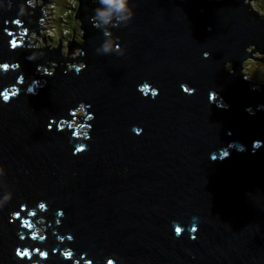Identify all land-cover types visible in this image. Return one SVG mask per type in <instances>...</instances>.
I'll list each match as a JSON object with an SVG mask.
<instances>
[{
    "label": "water",
    "instance_id": "95a60500",
    "mask_svg": "<svg viewBox=\"0 0 264 264\" xmlns=\"http://www.w3.org/2000/svg\"><path fill=\"white\" fill-rule=\"evenodd\" d=\"M247 1L131 0L110 35L79 0L78 71L14 42L17 21L43 27L29 0H0V264H264V87L241 72L264 16ZM82 103L86 137L61 127Z\"/></svg>",
    "mask_w": 264,
    "mask_h": 264
},
{
    "label": "rangeland",
    "instance_id": "374dc122",
    "mask_svg": "<svg viewBox=\"0 0 264 264\" xmlns=\"http://www.w3.org/2000/svg\"><path fill=\"white\" fill-rule=\"evenodd\" d=\"M96 1H101V0H96ZM56 2L58 4H56ZM64 2H65V0H29V5L30 4L33 6L39 5L38 11L30 10L29 14L34 16L36 19H38L39 23H41V25L43 27L39 31L32 32L29 35V38L32 40V44L34 45L33 47L38 48L41 46H46V47H49V49H54V48L60 49L61 48V52L63 53L65 59L68 57H72L73 59H77V57L82 54V49L77 47L72 52L73 47H75V43L78 41L75 40V36H73V38L69 37V33L67 31V29H69V28L66 26L67 25L66 16L68 13H70V11L74 8V6H73V3L70 4L68 2L70 5V10H68V12H63L64 11V7H63ZM258 2H259V0L249 1L251 6L254 7L253 9L255 11L257 10L259 13H263L262 9L257 5ZM263 3H264V0H263ZM74 5H75V3H74ZM78 10H79V8H77V11ZM62 12H63V14H62ZM75 13L77 14V12H75ZM259 15H261V14H259ZM96 17L94 18L95 20H97ZM98 21H100V20H98ZM75 22L76 23L80 22V19L76 18ZM23 30H24L23 28H20V33H23ZM81 41H83V39ZM61 42L63 44H61ZM71 46H72V48H71ZM254 48H256V47L251 46L247 49V51H252ZM252 54H253L252 56H249L243 62V70H244V74H245V80L247 79V81L250 84V89L257 90V89H261L262 87H264V53L257 51V52H253ZM51 64H52L51 67H42V68H40L39 71L40 72H47V71L52 72L53 71V63H51ZM74 64H75V62L73 60L67 62V66L70 67L71 69H81L85 65L84 63H81V65H80V63H78L77 65H80V66L78 68H75L76 65H74ZM230 69L232 70V68H230ZM43 78H44V76H43ZM43 80L44 79L41 78V80H40L41 82L38 81V83L40 82L38 85H42ZM148 86H150V85H148ZM11 92H13V89H11ZM212 100L215 101L216 103L220 104V105L226 106V104L224 103V101L222 100L220 95L213 96ZM259 107H262V104H259ZM250 110H251V112H253V109H250ZM255 111H257V110L255 109ZM79 115L82 116L83 118H85L87 116L85 108L83 106V103L81 104L80 108L77 111V114L75 116V122H78L77 120H78ZM66 123H67V121H63L61 125L64 126ZM87 125H89V124L81 126L77 132L81 133L82 135H84L86 137L85 133H87ZM231 149H233V147H231ZM35 211H37V210H35ZM62 215H60V216H62ZM40 223H45L44 218H40ZM44 227H45L44 225H41V227H37V229H38L37 234L39 233V236L43 237V238L45 236V234H43V231H42V229Z\"/></svg>",
    "mask_w": 264,
    "mask_h": 264
},
{
    "label": "trees",
    "instance_id": "16d2710c",
    "mask_svg": "<svg viewBox=\"0 0 264 264\" xmlns=\"http://www.w3.org/2000/svg\"><path fill=\"white\" fill-rule=\"evenodd\" d=\"M71 4V3H75V5H76V7H75V9H73V11L72 12H70V13H68L67 14V22H68V28H69V37L70 38H73V36H75L76 38H77V41L78 42H76V43H78V44H81V43H83L81 40L83 39V31L82 30H80V34L78 33L77 34V32H76V27H81V25H78L77 26V24H76V22H75V19H76V11H77V8H79V0H65V2H64V5H63V7H64V11L63 12H68V10H70V5H69V3ZM99 3H101V1H99ZM56 4H58L57 2H56ZM249 5H251L250 3H249ZM261 9H262V11H263V13H260V14H263L264 15V3H263V0H259V2H258V4H257ZM105 6H107V5H105ZM37 8H39V6L37 7ZM107 8H108V6H107ZM254 8V7H253ZM37 10H39V9H37ZM257 11V10H256ZM63 12H62V14H63ZM258 12V11H257ZM38 14V13H37ZM30 18V17H29ZM33 18H30V19H28V21L27 20H25V21H23L22 23H26V24H28V27L27 26H25V27H27V29H28V32H33V30L35 29V28H32V24L33 23H35V22H33V21H31ZM121 20V18L117 15V14H114V13H112V20H111V22H109L110 23V26H109V28H115V27H117L118 26V23H119V21ZM101 24H105V23H101ZM29 27H30V29H29ZM81 29V28H80ZM106 33H107V31H106ZM79 38V39H78ZM82 38V39H81ZM25 45V46H28V45H30V46H34L33 44H32V40L29 38V37H26V38H24V40H22V42L21 43H19V45ZM72 58V57H71ZM50 63H48L47 65H42V66H47V67H50V65H49ZM231 64V63H230ZM230 66V68L232 67V65H229ZM40 68H41V66L40 67H38V69L35 71L36 72V74L39 76L38 78H36V79H31V80H34V82H35V85H38L41 81V75L42 76H47V75H50V74H53V71L51 72V71H47V72H40L39 70H40ZM23 80H29V76H27L26 78H23L22 79V81ZM31 80L29 81V83L31 82ZM38 81H40L39 83H38ZM43 82H45V81H43ZM150 87L151 86H143V88L148 92V91H150ZM93 119V116H89V117H85V118H83L82 116H78V122H75V116L74 117H71L70 119H66V120H64V121H67V123L64 125V126H61L62 128H68V130L71 132V134L73 133L74 135H76V136H79V137H82V136H84V135H82L81 133H79V132H77L78 131V129H80V127L81 126H83V125H86V124H88V122L87 121H90V120H92ZM78 124V125H77ZM80 125V126H79ZM37 204H39L40 206L41 205H44V207H41L42 208V212L41 213H43V214H46L48 211H49V209L47 208V206L43 203V202H37V203H33V205H37ZM37 211H38V209H36ZM51 211V210H50ZM60 215H62V213H59V217H61ZM53 216H55V214L53 215ZM62 216H64V215H62ZM52 217V216H51ZM64 218V217H63ZM44 220L46 221V223L44 224V228L42 229V231H47V229H48V226H47V222H48V219H47V217H44ZM57 222L59 223V224H61L62 222L58 219L57 220ZM38 223H40V218H39V220H38ZM37 223V224H38ZM32 229H31V231H30V233H33V235H32V238L33 239H35V240H39V239H42L43 237H39V236H36L37 235V231H38V229H37V225L33 222V224H32V227H31ZM60 238H63V236L61 235V237ZM61 241H62V239H60Z\"/></svg>",
    "mask_w": 264,
    "mask_h": 264
},
{
    "label": "clouds",
    "instance_id": "9594fccd",
    "mask_svg": "<svg viewBox=\"0 0 264 264\" xmlns=\"http://www.w3.org/2000/svg\"><path fill=\"white\" fill-rule=\"evenodd\" d=\"M251 1V0H248ZM101 3L104 5H107V9H98L97 12V20L103 21V23L107 24L111 22L112 20V13L113 11H118L121 13H126L128 19H132L133 13L130 11V3L131 0H101ZM103 50L105 52H108L111 50V45L105 44L103 46ZM209 56L208 52L204 53V57L207 58ZM80 71V70H78ZM259 90V89H257ZM0 172H2V169H0ZM195 230V229H194ZM89 264H92L91 261H89ZM108 264H114V260L109 259Z\"/></svg>",
    "mask_w": 264,
    "mask_h": 264
},
{
    "label": "bare ground",
    "instance_id": "6f19581e",
    "mask_svg": "<svg viewBox=\"0 0 264 264\" xmlns=\"http://www.w3.org/2000/svg\"><path fill=\"white\" fill-rule=\"evenodd\" d=\"M207 1H211V2H213V1H218V0H207ZM97 3H99V1L97 2ZM99 4H102V3H99ZM104 7H105V9H107V6H105L104 4H102ZM247 5L251 8V10L253 11V12H255V13H257L258 14V12H256L254 9H253V7L251 6V5H249V1H247ZM39 6V5H38ZM38 6H33V5H31L30 4V7H29V11L30 10H37L38 8ZM115 11V10H114ZM259 15V14H258ZM99 22H103V21H99ZM100 23V25L99 26H102V27H106L107 26V33L108 34H110L111 35V33L110 32H108L109 30H112V29H114V28H109V26H110V23H107V24H101ZM41 24V23H40ZM116 28V27H115ZM117 40H119V38H117ZM84 43V42H83ZM83 43H81V44H78V43H75V47H73V49H72V52L78 47V48H80V49H82L81 48V46H82V44ZM46 46H41V47H38V48H45ZM47 48H49V47H47ZM71 48H72V46H71ZM61 49V48H60ZM50 50H52V49H50ZM258 50L257 49H253L252 51H248V54H249V56H252L253 54V52H257ZM84 57H85V53L82 51V54L80 55V56H78L77 57V59H73V58H71V57H68V58H66V60H67V62L68 61H71V60H73L74 62H75V64L74 65H76V67L75 68H78L80 65H81V63H85V61H84ZM65 58V57H64ZM77 62V63H76ZM50 64V67H51V63H53V61H50L49 62ZM78 63H80V65H77ZM70 70H79V69H71L70 67H68ZM83 68V67H82ZM81 68V69H82ZM229 69H230V66H229ZM241 72H242V74H243V76L245 77V74H244V70H243V68H242V70H241ZM41 77H43V76H41ZM45 77V76H44ZM246 81H247V79H246ZM248 82V81H247ZM259 90H261V89H259ZM213 96H218L219 94H218V92H216V91H212V93H211ZM65 129H68V128H65ZM59 241H61V240H59ZM62 242V241H61Z\"/></svg>",
    "mask_w": 264,
    "mask_h": 264
},
{
    "label": "flooded vegetation",
    "instance_id": "af4514ba",
    "mask_svg": "<svg viewBox=\"0 0 264 264\" xmlns=\"http://www.w3.org/2000/svg\"><path fill=\"white\" fill-rule=\"evenodd\" d=\"M93 2H96V3H97L98 1H96V0H93ZM80 23H81V21H80V22H77V23H76V24H77V26H78V25H80ZM68 30H69V29H67V31H68ZM80 30H81V29H80V27H79V28H78V27H76V32H77V34H78V33L80 34ZM68 32H69V31H68ZM78 39H79V38H78ZM82 42H83V41H82Z\"/></svg>",
    "mask_w": 264,
    "mask_h": 264
},
{
    "label": "snow or ice",
    "instance_id": "6c2138e0",
    "mask_svg": "<svg viewBox=\"0 0 264 264\" xmlns=\"http://www.w3.org/2000/svg\"><path fill=\"white\" fill-rule=\"evenodd\" d=\"M5 99H7V97H5ZM41 207H44V205H41ZM179 231H181V230L179 229ZM18 255H21V256H23L24 254H23V253H19V252H18ZM69 255H71V254H69Z\"/></svg>",
    "mask_w": 264,
    "mask_h": 264
},
{
    "label": "built area",
    "instance_id": "2783aa9c",
    "mask_svg": "<svg viewBox=\"0 0 264 264\" xmlns=\"http://www.w3.org/2000/svg\"><path fill=\"white\" fill-rule=\"evenodd\" d=\"M73 6H74V8H73V9H75V7H76V6L74 5V3H73ZM73 9H72V10H73ZM72 10H71L70 12H72Z\"/></svg>",
    "mask_w": 264,
    "mask_h": 264
}]
</instances>
